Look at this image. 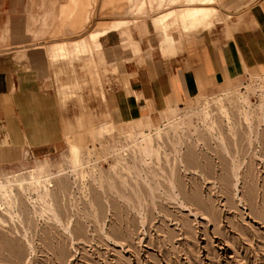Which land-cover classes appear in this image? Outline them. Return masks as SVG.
Instances as JSON below:
<instances>
[{
	"label": "rangeland",
	"instance_id": "rangeland-1",
	"mask_svg": "<svg viewBox=\"0 0 264 264\" xmlns=\"http://www.w3.org/2000/svg\"><path fill=\"white\" fill-rule=\"evenodd\" d=\"M98 1L61 12L83 5L85 41ZM102 1L100 17L139 2ZM0 264H264V71L149 129L104 122L0 165Z\"/></svg>",
	"mask_w": 264,
	"mask_h": 264
},
{
	"label": "crops",
	"instance_id": "crops-1",
	"mask_svg": "<svg viewBox=\"0 0 264 264\" xmlns=\"http://www.w3.org/2000/svg\"><path fill=\"white\" fill-rule=\"evenodd\" d=\"M218 3L222 23L200 35L156 31L151 17H139L129 30L107 31L100 49L71 64L31 51L86 37V11L63 16L67 0H0V165L104 122L149 129L201 95L263 72L264 0ZM102 5L91 32L133 19L128 12L100 17Z\"/></svg>",
	"mask_w": 264,
	"mask_h": 264
},
{
	"label": "bare ground",
	"instance_id": "bare-ground-1",
	"mask_svg": "<svg viewBox=\"0 0 264 264\" xmlns=\"http://www.w3.org/2000/svg\"><path fill=\"white\" fill-rule=\"evenodd\" d=\"M68 1L69 5L71 3H77V0ZM218 1L219 0H139V5L137 4L136 7L135 5L133 6L135 7L133 19L120 22L109 30H129L134 27L135 19L139 17L138 15L143 14L145 16L141 17H148L157 14L156 31L167 33L170 29L179 28L183 30L184 33L200 35L208 27L222 23V16L215 9L219 4ZM62 5L61 12H65L67 9L65 10ZM76 9L82 11L83 5H79ZM107 31L92 34L87 41L80 39L66 42L65 46L51 51L48 57L53 59V61H64L65 59L92 55L94 51L100 49L101 45L99 39L106 34Z\"/></svg>",
	"mask_w": 264,
	"mask_h": 264
}]
</instances>
